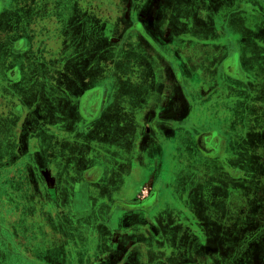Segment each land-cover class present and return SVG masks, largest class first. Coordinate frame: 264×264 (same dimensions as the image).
Instances as JSON below:
<instances>
[{"label":"crops","instance_id":"crops-1","mask_svg":"<svg viewBox=\"0 0 264 264\" xmlns=\"http://www.w3.org/2000/svg\"><path fill=\"white\" fill-rule=\"evenodd\" d=\"M146 1L139 3L138 20L145 13L144 22L151 23L147 7L166 9L159 13L164 32L151 34L172 58L164 59L140 35L129 36L133 46L125 58L133 55L135 63L141 53L149 61L147 94L139 106L142 76L130 82V73L122 79L117 74L113 88L119 97L111 111L113 97H104L111 80L109 73L97 78V62L109 56L126 71L128 65L120 64L122 46L111 47L105 27L110 19L95 14V0H0V261L5 264H194L190 255L198 254L190 249L196 231L217 245V219L207 228L200 218L206 206L219 204V214H231L234 221L237 215L264 213V112L254 116L248 107L255 98L264 105V0H205L204 20L191 16L182 21L185 27L176 21L191 7L188 0H148L145 7ZM214 1L230 9H218ZM238 6L246 8L231 10ZM231 18L244 23L245 32L231 25ZM225 22L230 32L223 33ZM196 23L207 32V24H215L217 38L200 49L178 50L166 41L176 38L185 45L196 39L189 30ZM43 27L53 35L43 36ZM29 38L39 47L30 48ZM217 101L242 107L229 118L219 113L229 122L211 136L231 158L210 161L199 155L194 138L206 123L201 118L206 103ZM83 103L99 105L83 112ZM249 153L256 164L248 163ZM213 163L240 170L231 178ZM100 165L108 168L102 175L95 173ZM50 184L56 189L47 191ZM169 199L180 206L170 209ZM121 202L143 208H117ZM93 225L95 231L85 227Z\"/></svg>","mask_w":264,"mask_h":264},{"label":"rangeland","instance_id":"rangeland-1","mask_svg":"<svg viewBox=\"0 0 264 264\" xmlns=\"http://www.w3.org/2000/svg\"><path fill=\"white\" fill-rule=\"evenodd\" d=\"M121 0H95L94 3V12L95 14H98L99 16H104L105 18H109L110 19V23L108 24V26L105 25V27H107L106 32L108 33L109 37H110V43L112 45L115 44V46L117 47H121V45H123V42H125V46H122V49L120 51L121 55L120 57L122 58V60H120V64L121 63H125V65L127 66V71L125 69H123L121 65H118V62L116 64V62H112L108 57H105V60H101L99 62H97L98 67L100 68V72L97 73L98 77L97 78H104L105 75H107L109 73V77H110V82H111V87L110 90L105 88L104 89V93L106 97V101H108V99H110V101H112V97H113V103L111 104V111H114L117 107V103H118V97H119V93L117 92V87H114V85H116V83H118L117 81L115 82L113 80V78L116 77L117 74H121L120 77L122 79L123 74L126 73H130L128 81L133 82L135 80V78L142 76V80L144 83H142V85L140 86V91L139 94L142 96L141 99V103L139 106H143V102L144 99L146 98V96H144L146 93V80L149 79V68H145V66L149 65V61H146L144 58L145 56L143 54L140 53L139 58L137 59V61H133V55H128V57L125 58L126 56V49L129 47H132V43L131 41H127L125 40V37L127 35L128 32H130L131 30V25H132V21H128L127 23H122V19H123V14H124V9L125 6L123 7V5L120 3ZM128 2V0H127ZM177 2V1H176ZM188 4H190L191 7H187L188 11L182 15L180 14L177 18L178 23H182V21L184 20H189L190 17H196V21H201L204 20V16L203 15V9L206 7L207 2L205 0H188L186 1ZM179 3H181V1H179ZM214 4H218V6H216V8L218 9H225L222 7H226L223 6L219 1H214ZM159 7V5H158ZM242 8H246L245 6L241 7H234L231 10H241ZM147 13L149 14V18H151L152 16V21L149 24H146L144 21V14L142 15V22L137 21L136 23H140L143 27H144V23L145 25L148 26L147 31L149 33H151L154 29L155 30H163V28L160 25L159 22V13L160 11H163V8H155V7H147ZM230 8H226L225 10H228ZM74 10V8H73ZM206 10H208L206 8ZM210 10V9H209ZM202 16L199 18L198 14H201ZM219 14V13H217ZM135 19V18H133ZM148 19V18H147ZM149 21L146 20V22ZM144 22V23H143ZM231 25L233 22V18L230 19ZM201 24H195L194 27H191L190 33L192 34L191 37H194L196 39H192V40H187L185 45L181 43V41L177 40L176 38L173 40H170L171 38L166 39V41L168 42H174L175 46L178 48V50H181V48L183 46L185 47H192V48H196V49H200V47H204L207 46V39L211 40L214 38H217V32H215L214 30H212L213 28H215V24L211 25L210 23L207 24L208 27H211L210 32L205 31V27L204 26H200ZM231 25L230 24H223L221 25L222 31L223 33L225 31H229L231 30ZM182 26L185 27L186 25L184 23H182ZM233 26L235 28H237L238 30H243L242 32H245L244 28V23L241 24H236V22H233ZM218 27L216 26V31H217ZM42 35L43 36H51L53 35L52 33H50V31L48 30L47 27H43L41 29ZM164 32V30H163ZM149 41V40H148ZM206 41V44H205ZM29 42H30V48L32 46V44H34V49L37 48L36 46L39 44H37L36 42H33L31 40V38H29ZM150 42V41H149ZM46 43V42H45ZM212 43V42H211ZM155 48L157 49V51L160 53V51H162L160 54H163L162 57L166 60H171L172 57H170L169 51L166 50L168 49L166 46H162L161 42L159 41H155ZM214 47H216V44L213 45ZM166 53V55L164 53ZM105 54V53H104ZM170 57V58H169ZM125 60V61H124ZM188 60V59H187ZM189 61L192 62V57L189 58ZM105 62V63H104ZM109 62L111 65H107ZM130 62L129 64H126ZM114 63V65H112ZM113 66V67H112ZM117 66H119V69H117ZM129 71V72H128ZM134 71V72H131ZM125 72V73H124ZM139 73V74H138ZM138 74V75H137ZM115 83V84H114ZM129 83H126V91H132V87H129L130 85H127ZM125 85V84H124ZM122 87V86H121ZM114 89V90H113ZM160 89V88H159ZM123 88L121 89V92L123 93ZM118 93V96H117ZM153 93V94H152ZM152 93L148 94L150 96V98L155 96V93L152 91ZM108 95V97H107ZM257 98H255L254 103H250L249 104V108H252L250 111L253 113L254 112V116L256 114H259L260 112H264V105L260 104V103H256ZM99 105V104H97ZM96 105V106H97ZM96 106H91L90 108L93 107V110L96 111ZM127 106H128V101H127ZM205 106V105H204ZM103 107V105L101 106V108ZM242 105L238 104V106L233 107V105L231 106L230 101H217V102H213L211 104L206 103L205 106V112H203L204 114L201 115V118L203 120L206 121L205 125L203 128H199L197 129V131H195V140H196V144H197V139L196 137L204 131L208 130L207 132H219L218 126H220V124L225 121V123L229 122L228 120H221V117L219 115V113H224L227 114L225 116V118H229V114H239V109H241ZM243 114V113H242ZM249 115L250 112H249ZM214 118L217 120L215 121ZM206 129V130H205ZM215 138V137H213ZM250 138V142L246 141L249 144V150H253L254 148V144H253V133L249 136ZM215 140V139H214ZM245 142V144H246ZM240 147V145H239ZM241 148V147H240ZM239 148V149H240ZM249 151V152H251ZM250 158L248 160V163L251 162L250 164L254 163L256 164V161H253V155L251 158V154L249 153ZM260 154L259 157L260 158ZM222 158H227L230 159L231 155L227 154ZM99 161V160H98ZM239 163H243V161H239ZM167 165V164H166ZM213 165V166H212ZM211 165V167H218L220 168L221 164H216L213 163ZM106 166L100 165V167H98V169H95V173L98 175H102L103 172H105L106 170L108 171V168H105ZM260 169V167H259ZM264 170V168H262ZM240 169H237V171ZM97 175V176H98ZM231 178H234V176H230ZM102 178H98V180L101 181ZM97 180V179H95ZM256 182H254L255 185ZM253 185V187H254ZM106 186V185H105ZM104 186V187H105ZM256 186H260L258 183L256 184ZM96 187L101 188L102 184L100 185H96ZM257 187V188H258ZM159 191V188L157 189ZM264 191V190H262ZM102 193V192H101ZM264 194V192L262 193ZM172 198V197H171ZM91 201V199H89V202L87 201V204H89ZM166 201V200H165ZM85 202V201H84ZM167 205L171 208H178L180 205L179 203H177L176 201H173L171 199L166 201ZM85 203V205H87ZM84 206V205H83ZM206 212L200 217L202 220V224H204L207 228L208 226L211 227H215L213 226V224H211L212 219H217V223H216V238L215 241L217 243L216 247L212 246L211 243L213 242H209L208 240V236H206L204 234V232L202 231H196V235L193 233L192 236L195 235L193 243L195 242L196 246L194 248H191V251H195L198 254V258L197 256H193L192 254L190 255V261L191 262H195L194 264H264V213H262L261 210H258V214H255L253 216L248 217V219L246 218L245 215H237V219L234 221L232 220L233 217L231 214L228 215H221L219 214L221 212V207L219 204L217 205H209L206 206ZM103 207H101L102 210ZM207 211H212L213 213H216V218L213 216L212 214H208L210 212ZM224 214V213H223ZM221 215V216H219ZM191 220V219H190ZM220 221V223H218ZM78 224L80 225V221H77ZM93 222H95V218L93 219ZM192 224L194 225L195 223H193V221H191ZM234 223V224H233ZM201 224V225H202ZM233 224V225H232ZM200 225V226H201ZM232 225V227H231ZM247 225V226H246ZM88 230L91 231H95L94 228H96V226L93 225V228H90V226H85ZM195 227V225H194ZM234 227L238 228L234 229ZM84 228V226H83ZM196 228V227H195ZM210 229V228H209ZM208 229V230H209ZM207 230V231H208ZM232 230V231H231ZM190 237V235H189ZM212 240L213 236H211ZM192 237H190L191 240ZM231 238V239H229ZM189 241V240H188ZM193 243H191V245H193ZM196 254V255H197ZM15 258H13L14 260ZM195 260V261H193ZM198 262V263H197ZM176 263V262H175ZM0 264H5V261H0ZM13 264V263H12ZM15 264V263H14Z\"/></svg>","mask_w":264,"mask_h":264},{"label":"flooded vegetation","instance_id":"flooded-vegetation-1","mask_svg":"<svg viewBox=\"0 0 264 264\" xmlns=\"http://www.w3.org/2000/svg\"><path fill=\"white\" fill-rule=\"evenodd\" d=\"M142 0H121V4L123 5V7L125 6V9H124V16H123V21L122 23H127L128 21H132V25H131V30L130 32L127 33L126 37H125V40L131 36V35H140L143 40H149L148 42L155 48V41H157L151 33H149L146 28H144L140 23H136L137 21H140L138 20V17H139V3L141 2ZM148 2V0L143 4L144 6L146 5V3ZM169 2V1H168ZM143 7V6H141ZM146 7V6H145ZM144 10L141 9L140 11ZM163 10H166L165 8H163ZM135 17V19H133ZM161 25V23H160ZM163 32V31H162ZM172 40V39H171ZM125 41L123 42V45H124ZM121 45V46H123ZM112 48H118L117 46H115V44L112 43L111 45ZM93 101H94V105H95V101L96 99L93 97ZM98 104V103H97ZM82 106V110L83 112L88 110V107H90V105L88 104H81ZM85 109V110H84ZM199 129V128H197ZM197 131V130H196ZM208 131V130H207ZM207 131H203L201 132L197 137V146L199 147V155H201V157H203L204 159H208L210 161H212L213 159H218V158H221V157H224L225 155H227V152L226 150L224 149V146H223V143H219L218 141H215L214 140V136H211V134L213 132H207ZM195 139V138H194ZM196 142V140H195ZM199 143V144H198ZM222 168V169H221ZM218 170H224L225 169V172L230 175V176H236L237 174V168L235 167H230V168H223V167H220V168H217ZM68 187V185H65V189ZM47 191H50V190H54L56 189V186L53 185V184H50V185H47ZM155 193V192H154ZM119 206V207H117ZM117 208H122V209H142V205L139 203V202H131V203H118L116 205ZM115 207V209H116Z\"/></svg>","mask_w":264,"mask_h":264}]
</instances>
